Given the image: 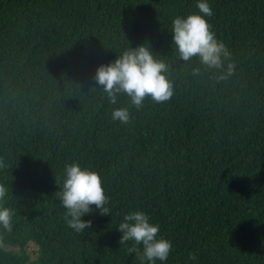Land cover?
Wrapping results in <instances>:
<instances>
[{"label": "trees", "instance_id": "16d2710c", "mask_svg": "<svg viewBox=\"0 0 264 264\" xmlns=\"http://www.w3.org/2000/svg\"><path fill=\"white\" fill-rule=\"evenodd\" d=\"M208 2L231 53L223 69L176 51L172 20L197 0H0V184L15 211L0 264H142L118 230L137 210L172 243L156 264H264V0ZM140 45L168 65L173 96L112 105L96 70ZM117 107L127 124L111 118ZM72 161L110 197L108 215L81 217L92 222L83 233L55 195Z\"/></svg>", "mask_w": 264, "mask_h": 264}, {"label": "clouds", "instance_id": "9594fccd", "mask_svg": "<svg viewBox=\"0 0 264 264\" xmlns=\"http://www.w3.org/2000/svg\"><path fill=\"white\" fill-rule=\"evenodd\" d=\"M197 13L187 16L177 15L172 20L173 43L179 58L189 62L198 57L200 64L207 69H223L224 61L229 60L231 53L223 41L218 40L209 17L213 10L208 0H197ZM200 69L193 72L199 74ZM168 65L163 60L156 59L151 50L140 45L130 48L119 55L109 64L100 65L94 79L103 88L108 102L117 104L118 96L129 97L130 104L136 109L143 107L146 98L154 103H164L173 96V87L166 73ZM234 72V64L228 63L225 72L217 76L218 80H226ZM111 118L127 124L130 112L127 107H117L112 110ZM7 164L0 158V169ZM8 187L0 184V228L5 232L13 231L15 211L6 206ZM61 205L66 210L64 220L68 228L76 233H83L91 226L90 220L81 217L92 211V206L99 209L101 215H108L107 207L110 197L106 195L100 174L92 169L83 167L78 161L64 165V178L59 191L55 193ZM118 230L122 233L120 244L131 242L127 251L135 253L143 262L156 264V261H166L172 250L170 240L158 238L160 226L153 224L149 216L141 210L129 211L124 215ZM189 259H197L195 253L189 254Z\"/></svg>", "mask_w": 264, "mask_h": 264}, {"label": "rangeland", "instance_id": "374dc122", "mask_svg": "<svg viewBox=\"0 0 264 264\" xmlns=\"http://www.w3.org/2000/svg\"><path fill=\"white\" fill-rule=\"evenodd\" d=\"M27 251L29 252L30 258H35L36 254H37V246L33 243L30 242L27 247H26Z\"/></svg>", "mask_w": 264, "mask_h": 264}]
</instances>
